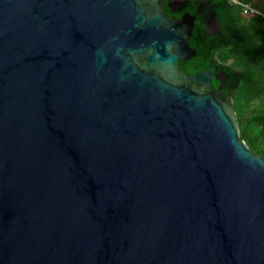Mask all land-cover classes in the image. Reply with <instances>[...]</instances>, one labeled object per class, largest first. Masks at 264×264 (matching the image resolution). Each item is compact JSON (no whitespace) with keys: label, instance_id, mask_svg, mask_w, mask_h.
<instances>
[{"label":"water","instance_id":"obj_1","mask_svg":"<svg viewBox=\"0 0 264 264\" xmlns=\"http://www.w3.org/2000/svg\"><path fill=\"white\" fill-rule=\"evenodd\" d=\"M195 22L0 0V264H264V159L231 76L182 70Z\"/></svg>","mask_w":264,"mask_h":264},{"label":"trees","instance_id":"obj_2","mask_svg":"<svg viewBox=\"0 0 264 264\" xmlns=\"http://www.w3.org/2000/svg\"><path fill=\"white\" fill-rule=\"evenodd\" d=\"M163 1V10L175 17ZM187 9L196 17L191 47L197 55L180 66L191 77L218 67L230 75L227 87L221 93L229 100L238 117L241 140L255 156L264 159V19L248 17L242 6L231 0H185ZM240 4H253L251 0H238ZM253 7L260 11L253 4ZM261 13V12H260ZM215 23L212 33L207 23ZM231 62V63H230ZM230 63V64H229ZM213 88L218 90L219 82Z\"/></svg>","mask_w":264,"mask_h":264},{"label":"flooded vegetation","instance_id":"obj_3","mask_svg":"<svg viewBox=\"0 0 264 264\" xmlns=\"http://www.w3.org/2000/svg\"><path fill=\"white\" fill-rule=\"evenodd\" d=\"M186 1L185 0H169V3L167 4V8L169 9H172V14L175 16V17H179L181 15H184L186 14V9H187V5L185 3ZM164 7V5H163ZM207 28L212 31V33L214 34V32L217 30L216 28V25L214 22L212 21H209L207 23ZM215 82V81H214ZM214 85V83H213ZM213 85L211 86V88L213 90H215L213 88ZM222 94V93H221ZM223 95V94H222ZM224 98H226L224 95H223Z\"/></svg>","mask_w":264,"mask_h":264},{"label":"built area","instance_id":"obj_4","mask_svg":"<svg viewBox=\"0 0 264 264\" xmlns=\"http://www.w3.org/2000/svg\"><path fill=\"white\" fill-rule=\"evenodd\" d=\"M233 3H235V4H238V5H240V6H242V8H243V10H244V14L246 15V16H248V17H255V16H257V15H261V16H263V18H264V15L263 14H261L259 11H257L254 7H253V5H251V4H240L239 2H238V0H231Z\"/></svg>","mask_w":264,"mask_h":264},{"label":"crops","instance_id":"obj_5","mask_svg":"<svg viewBox=\"0 0 264 264\" xmlns=\"http://www.w3.org/2000/svg\"><path fill=\"white\" fill-rule=\"evenodd\" d=\"M251 2L256 5L260 10L259 12L264 15V0H251Z\"/></svg>","mask_w":264,"mask_h":264},{"label":"rangeland","instance_id":"obj_6","mask_svg":"<svg viewBox=\"0 0 264 264\" xmlns=\"http://www.w3.org/2000/svg\"><path fill=\"white\" fill-rule=\"evenodd\" d=\"M253 5V4H252ZM231 63V62H230ZM229 63V64H230ZM261 106L263 107V109H264V100H263V102H261Z\"/></svg>","mask_w":264,"mask_h":264}]
</instances>
